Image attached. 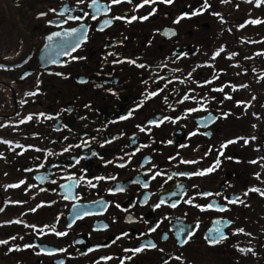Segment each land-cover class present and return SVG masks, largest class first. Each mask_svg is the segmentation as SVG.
Returning <instances> with one entry per match:
<instances>
[{
	"label": "flooded vegetation",
	"instance_id": "af4514ba",
	"mask_svg": "<svg viewBox=\"0 0 264 264\" xmlns=\"http://www.w3.org/2000/svg\"><path fill=\"white\" fill-rule=\"evenodd\" d=\"M233 1L121 0L92 20L90 0H0V54L18 58V68L0 65V241H8L0 264H264V214L256 211L264 203L263 142L259 132L247 137L244 122L248 110L263 113L255 88L263 84L262 55L249 50L246 10ZM65 5L74 11L60 16ZM84 12L89 17L64 23ZM115 16L124 19L103 23ZM221 22L229 36L218 50ZM81 24L87 39L62 54L58 44L71 39L63 32ZM53 32L61 37L46 56L41 49ZM153 90L158 95L148 97ZM228 141L235 142L222 148ZM209 167L202 176L175 175ZM204 192L221 195H197ZM216 221L228 225L227 239L210 245L205 232Z\"/></svg>",
	"mask_w": 264,
	"mask_h": 264
},
{
	"label": "snow or ice",
	"instance_id": "6c2138e0",
	"mask_svg": "<svg viewBox=\"0 0 264 264\" xmlns=\"http://www.w3.org/2000/svg\"><path fill=\"white\" fill-rule=\"evenodd\" d=\"M129 3H131V0H128ZM149 0H143V3H148ZM167 3H172V0H166ZM221 2H226V0H221ZM257 4L259 5V3L261 2V0H256ZM85 3V0H77V4H83ZM121 3V0H109V3L108 4H101L100 3V0H90V2L87 4V7L92 9L93 12L92 14L90 15L89 12H84L83 16H80V15H68L65 17L64 19V23H67L68 21H82L84 20L86 17H89L90 15V18L92 20H97V17L98 15L103 12L105 15L107 14L108 11H110V8H111V5L113 4H119ZM207 3V0H205V4ZM139 6H142V5H137V7ZM50 11H53V12H56V9H50ZM70 11H74V9H69L67 5L64 6V9L63 11H61L59 13L60 16H64L65 12H70ZM193 15H195L196 13H192ZM40 16H44L45 13H40L39 14ZM214 15H219V13H214ZM119 19H124V17H120V16H115V17H112L111 19H104L103 20V23L105 25H111L113 20H119ZM137 17L135 16H132L130 18V20L128 22H131V20H136ZM140 19H147V17H141ZM178 22V21H177ZM49 24L52 23V21H48ZM252 23H260V21H252ZM241 27H243V25H241ZM100 30H103V29H100ZM86 31H87V28L84 24H81L79 27H70L69 29L65 30L63 32V37H69L71 38L70 40H61V42L58 44V48L61 50V53L64 54V55H69V52L70 51H75L81 44V42L83 40H86L87 39V36H86ZM53 37H61V32H53L51 35H49L47 37V39L49 41H51L53 39ZM72 59H77V57H72ZM115 62H120V61H115ZM131 63H135V61H130ZM53 63H55V61H53ZM139 67H144V65H139ZM58 75H62L60 73H57ZM242 87H246L245 85H242ZM222 90V89H221ZM31 95H34L35 93H30ZM158 95V92L153 90L151 92L148 93V97H154ZM147 98V97H146ZM226 98H229L230 97H226ZM184 99H189V97L186 95L184 97ZM194 99V98H193ZM238 104L241 103V102H237ZM142 105H137V107H141ZM87 107V105H86ZM204 108V105H200L199 108H190V109H187L188 112H196V111H199L201 109ZM39 115H44V114H39ZM223 115H227V113L223 114ZM123 118V117H122ZM26 119L30 120L32 119L31 116L27 117ZM165 119H168V118H165ZM22 123L24 121H21ZM149 123H157L156 121H149ZM139 127V125L137 126ZM141 131H144L143 128H141ZM150 131V129H149ZM195 133H192L190 135H194ZM252 139H255V137H253ZM4 143H10L8 141H3ZM235 141H228L226 142L225 145H222V148L223 147H226L228 143H234ZM245 144L248 143V140H245L244 141ZM168 143H172V141H168ZM103 146V145H102ZM31 147V146H29ZM65 151H67V149H65ZM169 159H175V157H170ZM231 159V158H229ZM261 159H264V158H261ZM180 163H183V164H195L197 163L198 161L196 160H180L179 161ZM217 165L219 164V159H217L216 161ZM251 163H256V161H251ZM121 167H123L124 165L121 164L120 165ZM214 171V168L212 167H209L207 169H203V170H197L195 172H179V173H175V175H180V176H188V177H191V176H202V175H205L206 173H210ZM160 173H156L155 175H159ZM256 177L259 179V173H256L255 174ZM155 178V176H153V179ZM96 179H103V177H97ZM109 179H115V177H109ZM169 179H171V177H169ZM20 183H24L23 181H21ZM17 185H12V187H15ZM145 187H147V185L145 184L144 185ZM92 187H95V185H92ZM180 189H181V194H184L185 190L183 188V185H180L179 186ZM193 187H195V185H193ZM119 191H123L122 188L118 189ZM109 191L111 192L112 189H109ZM249 191H257V192H260L259 189L257 188H253V189H249ZM248 193L245 192V196L247 195ZM173 195H176V193H173ZM197 195H202V196H212V195H216V196H219L221 195V193L217 192L215 194L213 193H210V192H204V193H197ZM260 195L264 196V192H260ZM69 195H65L64 196V199L67 200L69 199ZM71 198H75V199H79L78 196L76 197H71ZM224 199L227 201L228 204H231V203H235L239 200V197H236L235 199H229L228 197H224ZM185 203L187 204H193V198H190L188 200H185L184 201ZM242 202V201H241ZM19 203V202H17ZM165 203V201L161 200L160 201V204H163ZM160 204H156L155 207H160ZM40 206H43V205H38L37 207H40ZM172 207H176V204L173 203L171 205ZM195 207L197 208H200V210H205L206 208L208 209H211V208H214V207H219V210H222V211H226L228 210L227 208V204L223 205V206H216L214 204H207V205H199V204H195L194 205ZM75 207V206H74ZM116 207H120V205H116ZM0 211H2V209H0ZM30 211H36V209H30ZM89 213L85 212L83 215H88ZM77 217L79 218L81 216V213L77 212L76 213ZM19 222V221H18ZM217 223L219 224L220 221H217ZM228 223H231V221H229ZM68 227H71V225H68ZM106 227V226H105ZM155 229H150V231H154ZM181 231H184L183 229ZM244 230L243 229H237L236 232H243ZM57 236H64L66 235L65 232H56L55 233ZM191 236V233L189 234V238ZM164 239H166L167 237H163ZM11 239H15V237H12ZM205 239L208 241V243L210 245H215L216 243L220 242L221 240L223 239H227V235L221 231L219 228L215 229L214 230V233H210L209 236H206ZM187 240H181L180 243L183 244V243H186ZM8 241H0V244H7ZM149 247L151 248H155L156 245L149 242L148 244ZM25 247H31V245H25ZM143 247V246H142ZM142 247H138V248H135V249H126V251H132L133 253H138L142 250ZM11 250V249H10ZM60 251H64L63 249H60ZM240 251H244L243 249H241ZM248 251H251V249H249ZM129 259H131V257H129ZM179 259V258H178ZM123 264V262H122Z\"/></svg>",
	"mask_w": 264,
	"mask_h": 264
},
{
	"label": "rangeland",
	"instance_id": "374dc122",
	"mask_svg": "<svg viewBox=\"0 0 264 264\" xmlns=\"http://www.w3.org/2000/svg\"><path fill=\"white\" fill-rule=\"evenodd\" d=\"M263 23H262V21L260 22V23H257V25H259L260 26V29H261V31L263 32L264 31V27H262L261 25H262ZM217 42V40H213V43H216ZM257 89L261 92V93H264V88L262 89V88H260V86L259 85H257ZM254 127H255V125L254 124H252ZM236 127V126H235ZM230 128L232 129V128H234V125H230ZM250 128V127H249ZM250 131H252V130H250ZM248 133H251V132H249V131H247V134ZM264 207V206H263ZM252 238V237H251Z\"/></svg>",
	"mask_w": 264,
	"mask_h": 264
}]
</instances>
